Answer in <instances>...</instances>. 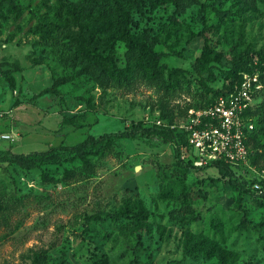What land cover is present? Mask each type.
Returning a JSON list of instances; mask_svg holds the SVG:
<instances>
[{
    "label": "rangeland",
    "instance_id": "rangeland-1",
    "mask_svg": "<svg viewBox=\"0 0 264 264\" xmlns=\"http://www.w3.org/2000/svg\"><path fill=\"white\" fill-rule=\"evenodd\" d=\"M88 9L81 39L58 0H0V149L51 155L33 169L0 168V264H264V204L213 168L176 164L173 141L147 130L210 105L208 87L228 82L236 53L264 61V0L129 3L131 31L164 53L156 79L127 65L107 12ZM81 43L123 72L85 62ZM252 109L264 175L263 86ZM132 125L135 136L84 160L67 146Z\"/></svg>",
    "mask_w": 264,
    "mask_h": 264
},
{
    "label": "trees",
    "instance_id": "trees-1",
    "mask_svg": "<svg viewBox=\"0 0 264 264\" xmlns=\"http://www.w3.org/2000/svg\"><path fill=\"white\" fill-rule=\"evenodd\" d=\"M144 0H78L76 2L70 0H58L60 5L65 7L66 12L70 15L73 22L79 27V35L81 39L85 36L83 28V19L89 13V7L94 8L96 11L107 12L109 16L108 27L111 29L112 34L117 38L121 39L126 46V56L124 57L127 65L130 61H135L142 68L148 71V74L153 79L160 77L163 73V66L161 59L164 55L162 51L155 50L151 45H149L141 35H136L131 31L128 18V4H138ZM155 1H166V0H155ZM173 2L177 6L182 5V1L186 0H168ZM196 1V0H193ZM83 43L80 44L77 49V53L82 57L87 63L104 61L108 64L110 70L116 75H120L123 72V67L116 62V57L110 54H101L98 52H90L84 47ZM249 52L248 50L246 51ZM254 56L243 57V53H236L231 61L229 67H227L223 73L225 77L228 78L227 83L221 84L219 87H208L210 91L214 94V98L219 94H223L228 91L232 85L240 80V75L243 71L252 72L257 70L259 73V78L262 81L264 87V61L258 59L257 57L253 60ZM9 65H12L15 69L20 70V67L15 62L8 61ZM175 73L181 72L179 68H174ZM209 81H214L216 79V74L211 71L206 75ZM12 85V83L10 84ZM203 85L205 83L203 82ZM213 98V101H214ZM247 115L251 117L253 127L246 131L245 142L249 146V164L254 166L256 162V153L251 147L250 143L256 138L258 129H256L255 117L253 109L250 108L246 111ZM64 119L69 122H76L79 119V115H64ZM147 130L163 134L168 140L173 141L175 152H176V164L185 167H194L198 170L213 168L215 169L221 178H223L229 185L234 188L239 189L245 193L254 195L258 201L264 204V190L260 193H256L253 189V183L258 181L264 185V180L258 175H253L252 177L248 175L249 171L244 165H231L225 161L218 160L212 161L200 167H196L190 163L189 160H184L180 157L179 147L181 145H187V135L186 131L178 128L177 126H165L160 124H153L148 127ZM139 131L137 125H132L129 130L124 129L121 131L113 133H103L98 136H94L91 133H87L83 139L74 143L73 145H67L74 154L79 158L84 160L87 155L97 154L104 150L106 145L111 141L112 138L117 137H130L135 136ZM47 151H29V152H19L8 147L5 149H0V168L5 169L8 165H15L24 170H29L35 168L39 161L46 160L49 158ZM202 182L203 179H202ZM203 196H206V192L203 191ZM108 216H115L108 214ZM246 223V221H245ZM195 241L193 243H186L184 246L185 251H189L194 248ZM101 264H107V259H104Z\"/></svg>",
    "mask_w": 264,
    "mask_h": 264
},
{
    "label": "built area",
    "instance_id": "built-area-1",
    "mask_svg": "<svg viewBox=\"0 0 264 264\" xmlns=\"http://www.w3.org/2000/svg\"><path fill=\"white\" fill-rule=\"evenodd\" d=\"M262 86L257 70L243 71L240 80L216 96L210 105L189 109L186 123L177 125L187 132V145L179 147L180 157L190 158L196 167L218 160L235 166L244 165L264 180V175L249 164L250 150L245 142L246 131L253 127L246 111L252 108ZM252 186L256 193L264 190V185L258 181Z\"/></svg>",
    "mask_w": 264,
    "mask_h": 264
}]
</instances>
